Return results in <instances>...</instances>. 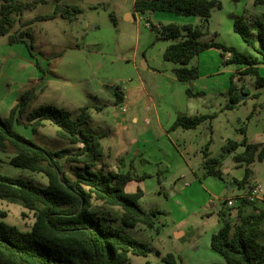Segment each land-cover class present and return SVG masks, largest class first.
I'll return each instance as SVG.
<instances>
[{"label": "rangeland", "instance_id": "1", "mask_svg": "<svg viewBox=\"0 0 264 264\" xmlns=\"http://www.w3.org/2000/svg\"><path fill=\"white\" fill-rule=\"evenodd\" d=\"M47 1L41 4L43 0H19L24 11L21 19L16 20L13 30L19 29L25 20L51 14L55 7L54 1ZM133 1L62 0L61 4L76 6L80 13L71 21L57 17L31 25L29 31L34 41V55L48 70L50 78L46 79L43 90H38L40 75L36 68L28 65L26 74L29 82L26 89L18 94L27 89L33 90L34 98L29 110L52 105L76 116L82 107H89V128L94 131L109 133L110 125H115V120L126 125L125 130L111 136L113 146L110 144V135L102 140V162L107 169L129 172L133 179L126 185L125 191L131 193L140 189L143 195L138 201L139 206L147 212H159L155 218V228L149 229L141 224L134 228L123 225L117 208L102 209L109 211L115 226L152 249L146 257L131 256L128 264H144L147 261L165 264L161 258L167 254L173 255L176 264L216 263L211 256H221L210 249V241L207 240L221 225L218 212L227 210L225 201L239 204L237 198L253 185H260L264 191V158L249 165L251 173L248 181L240 185L246 166L243 164L235 168L232 154L222 152L226 141L242 139L239 132L241 127L245 128L248 142L263 133L264 88L255 87L252 77L240 81L234 79L237 88L246 94L241 96L237 106L226 109L230 98L228 90L216 91L212 81L206 77L199 78L196 87H187L176 80L173 69H159L161 73L151 74V69L143 68L142 61L145 58L150 61L151 58L154 61L160 59L164 49L178 41L158 38L151 25L174 23L199 26L201 22L196 16L168 12L138 13L133 9ZM217 1L221 7L212 10L205 34L200 40L226 45L230 36L223 31L222 15L236 10L235 13L240 16L242 8L252 6L250 0ZM111 13L114 14V22ZM128 14L133 16V21L126 20ZM232 35L236 42L233 44L242 42L236 33ZM3 43L7 44L6 37L0 36V44ZM243 46L252 54L250 48ZM26 51L30 55L28 49ZM190 65L197 66L198 77L205 72L199 68L197 56L191 59ZM223 67L222 62L219 63V68ZM223 76L218 75L219 78ZM231 76L227 81L229 86ZM116 85L126 95L118 105H115ZM4 87L12 92L16 88L12 81L6 82ZM187 89L192 93L203 92V95L188 96ZM151 96L161 121L165 119L166 113L171 114L179 107L181 110L192 108L195 115L216 116L210 123L206 121L195 129L170 130L171 123L165 127V132L160 131L155 125L154 116L151 117V113L155 115V112L151 108L149 111L144 109L147 101L151 105ZM120 106L126 107L125 113L121 114ZM132 112L138 115V123L130 121ZM123 117L125 120L121 121ZM146 117H149L148 122ZM13 129L48 150L74 149V146L55 135L57 127L48 121H44V125L35 132L22 123L14 124ZM209 141L210 156L221 158V178L206 176L202 167L203 150ZM115 143L125 145L123 154L115 153ZM242 150L243 147H239L236 152ZM10 154L0 152L1 176L30 180L41 187L47 185L48 180L43 174L10 165ZM143 175L146 177L139 179ZM254 206L264 209L260 201L255 202ZM244 209L246 212L254 211L250 205ZM1 212L7 214L5 218L1 217ZM22 212L28 213L29 218L24 219ZM29 213L19 201L0 200V220L22 232H26V226L32 223L33 216ZM206 222L208 225H205ZM176 230L184 232L183 238H175Z\"/></svg>", "mask_w": 264, "mask_h": 264}, {"label": "trees", "instance_id": "2", "mask_svg": "<svg viewBox=\"0 0 264 264\" xmlns=\"http://www.w3.org/2000/svg\"><path fill=\"white\" fill-rule=\"evenodd\" d=\"M54 1L51 14L38 15L21 22L20 28L13 30L16 20H20L24 6L19 0H0V36L6 37L8 44H24L30 55H34V41L29 31L31 25L57 17L72 20L80 10L76 6L63 5L62 0ZM238 2L239 0H232ZM255 5L264 6V0H254ZM217 0H134L133 9L138 13L169 12L180 16H196L201 19L199 26L169 23L151 25L158 38L178 40L169 44L163 59L171 62L173 74L177 80L188 82L198 77V68L190 65L192 58L208 49L220 51L223 65H235L237 72L231 76L227 94L230 96L226 109H232L240 103L246 94L237 88L235 77L250 76L255 87L264 88V76L259 66L264 65V18L248 20L244 16L234 19L232 28L243 42L257 56L241 52L235 47L216 41H201L204 30L214 8H220ZM112 21H115L111 13ZM253 30L256 33H253ZM255 39L259 47L255 45ZM35 65L42 71L36 58ZM188 96H200L203 92ZM115 105L124 99L119 85L114 88ZM34 98L32 89L23 91L7 118L0 116V152H9L10 165L43 174L48 182L41 187L30 180L0 175V200L19 201L29 212H33L34 222L29 231L22 232L0 220V264H128L131 256H148L152 249L114 225L109 211L103 208H117L120 221L134 228L141 224L153 229L158 211L143 210L138 201L142 191H125L126 185L133 179L129 172L107 169L102 158L104 149L102 140L109 133L89 128L91 110L82 107L76 116L64 108L45 105L29 110ZM212 115L178 114L170 130L195 129L200 124L215 118ZM23 120L25 123H23ZM48 121L57 127L55 135L74 146L48 150L18 134L14 124H25L32 131ZM211 127V126H210ZM239 132L240 141L228 140L222 147L223 154H232V160L245 165V173L240 185L247 183L251 170L249 165L264 158V140L262 143H248L245 128ZM264 132V131H263ZM207 143L203 150L202 167L206 176L221 178V158L211 157ZM243 147L241 152H236ZM146 175L139 177L145 178ZM247 205L253 206L246 212ZM4 216V212H1ZM25 216V214H22ZM222 225L211 236L210 248L219 254L223 264H264V209H258L254 203L242 201L238 204V217L231 222L226 211H220ZM165 264H176L172 254L161 258ZM144 264H154L150 261ZM219 264V263H211Z\"/></svg>", "mask_w": 264, "mask_h": 264}, {"label": "crops", "instance_id": "3", "mask_svg": "<svg viewBox=\"0 0 264 264\" xmlns=\"http://www.w3.org/2000/svg\"><path fill=\"white\" fill-rule=\"evenodd\" d=\"M47 2H48L47 0H43V2L41 4H44ZM250 6H252V7L251 8H242L240 13H242V12L243 13L240 14V16H244L245 18H247L250 21L255 20L257 18H264V6L255 5L254 0H250ZM235 11L234 12L229 11V12L224 13L222 15V20L224 21L223 31L226 32L227 35L230 36V40H226L227 42H225V44L228 46L229 45H235L234 47L237 48L238 50H240L241 52L249 54L247 52V50H245L243 44L247 48H250V47H248L243 42L242 39H241L242 42L240 44H238V43L233 44V43H236V42H234V39H232V37H231V36H233L232 34H235V32L232 28L233 21L235 18L240 17L238 14L235 13ZM133 19L134 18L131 14L126 15L127 21H133ZM200 22H201V19H200ZM253 33L255 34L256 31L253 30ZM255 45L257 47H259V42L256 39H255ZM24 46H25L24 44H8V43L7 44L6 43L0 44V116L2 118L3 117L7 118L9 111L15 105V101H16L15 99H16L17 95H19L18 93H20V91H22V89H26V85L29 82L28 76L26 74V67L28 65L36 68L38 74L40 75L38 83H37V85H38L37 89L38 90H39V88H40V90H43V88H44L43 85H44L46 79L50 78L49 77L50 74H48V72H47L48 70H46V68L43 67V65L41 63L40 64L42 66V71L36 67V65H35L36 56L33 57L31 55H28V52L26 51L27 49H25ZM250 55L257 56V54L253 50H252V54H250ZM197 58H198L199 68L203 69L205 72L203 74H201L199 77H197L196 79L188 81V82H181V81L177 80V78L175 77L176 80L178 82L183 83L187 87L188 86L189 87H196L199 78L206 77L212 81L213 85L216 87L215 88L216 91H219V90L227 91V90H229L230 86H229V83L227 81L230 80L231 74L234 75L237 72L238 67L235 65H224V67H223L224 69H220L219 63L222 62L220 51L217 49H214V48L208 49V50L200 53V55H198ZM161 59H162V61H161ZM150 65H151V68H150ZM142 66H143V68H145L147 70L151 69V74L161 73L159 69H173V67H174L171 62L163 59V53H162V57L160 59L156 58V61H154L152 58H151V61H150V59L145 58L142 61ZM134 67L136 68V65H134ZM258 68H259L260 75L264 76V65H260ZM219 74L224 75V76L222 78H219L218 77ZM167 77L174 81L173 78H171L169 76H167ZM247 77H250V76H244L241 79H237V77H235V79H237V81H240V80H244ZM54 79H56V78H54ZM9 81L14 82V84H15L16 88L13 90V92L5 89V87L3 88L4 84L6 82H9ZM22 86H23V88H22ZM254 86H255V84H254ZM124 98H126V95L124 96ZM152 98H153V96H151V105L149 104L150 101H147L146 105H144L145 106L144 109L146 111H149V109L151 108L155 112V115L151 113V117L154 116L155 125L160 129V131L165 132V127H167L171 123H173L178 114H186L189 116L195 115V114H193L194 110L192 108L187 107L186 109L181 110V108L179 107V108H176L174 110V112L171 114L166 113L165 119L161 121L159 118V114L157 112L155 100ZM119 108H120L121 114L126 112L125 106H120ZM124 120H125L124 117L121 118V121H124ZM138 120H139L138 115L136 113L132 112V114L130 116V121H132L133 123H138ZM145 120L148 122L149 117H146ZM115 122L116 123H113L115 125H112V126L110 125V128H109L111 146H113L111 136L116 135L117 133L126 129V125H124L123 122L118 123L116 120H115ZM242 137H243V135H242ZM263 140H264V132L260 136H257L255 140H252L251 142H248V143H262ZM134 141H135V139L132 140V142H134ZM114 147H115V149H114L115 153L123 154L124 149H125L124 144L115 143ZM10 156H11V154L9 155V157ZM202 162H203V160H202ZM234 167L238 168V167H242V165H238V164L234 163ZM221 211H225V210H221ZM226 212L228 213L227 210H226ZM23 213L25 214V216H23V218L28 219L29 218L28 213L22 212V214ZM30 213H32L33 220L29 226H26L27 231L30 230V228L34 222L33 212H30ZM218 213L220 214V211ZM6 215L7 214L4 213V216H1V217L5 218ZM219 217H220V215H219ZM220 219H221V217H220ZM205 225H208V223L206 222ZM221 225H222V222H221ZM221 225H220V227H221ZM220 227L218 228V230L220 229ZM174 235H175L176 239H181L184 236V232L181 230H176V231H174ZM210 239H211V237H210ZM210 239H208L207 241H210ZM195 249H196V247H195ZM212 256H211V259H213L214 262L219 263V264L224 263V260L222 257H215V256L212 257ZM205 264H208V263H205Z\"/></svg>", "mask_w": 264, "mask_h": 264}, {"label": "built area", "instance_id": "4", "mask_svg": "<svg viewBox=\"0 0 264 264\" xmlns=\"http://www.w3.org/2000/svg\"><path fill=\"white\" fill-rule=\"evenodd\" d=\"M239 203L242 201H247L249 203H255L260 201L264 205V191L261 189L260 185H253L250 189L240 195L238 198ZM226 209L228 211L227 215L229 220L233 223L238 217V204L235 201H225Z\"/></svg>", "mask_w": 264, "mask_h": 264}]
</instances>
